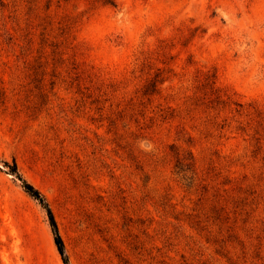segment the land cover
<instances>
[{
  "label": "rangeland",
  "instance_id": "1",
  "mask_svg": "<svg viewBox=\"0 0 264 264\" xmlns=\"http://www.w3.org/2000/svg\"><path fill=\"white\" fill-rule=\"evenodd\" d=\"M264 264V0H0V264Z\"/></svg>",
  "mask_w": 264,
  "mask_h": 264
},
{
  "label": "trees",
  "instance_id": "2",
  "mask_svg": "<svg viewBox=\"0 0 264 264\" xmlns=\"http://www.w3.org/2000/svg\"><path fill=\"white\" fill-rule=\"evenodd\" d=\"M106 3H110L112 5L117 4V0H105ZM8 167L10 168L8 170V173L13 175L15 178H17L21 184L24 191L31 196L33 199H35L47 212L49 224L54 236V241L57 247V250L61 256V259L64 264H71L70 258L66 250V245L64 242V239L60 233L59 226L57 223V220L55 218L54 212L45 197V195L42 193L40 189L35 187L32 183L28 182L23 175L20 173V170L18 168L17 162L14 160L12 166H9V164L6 163Z\"/></svg>",
  "mask_w": 264,
  "mask_h": 264
}]
</instances>
